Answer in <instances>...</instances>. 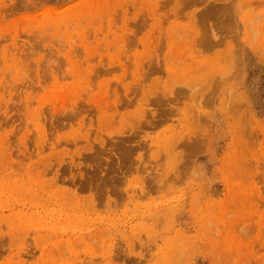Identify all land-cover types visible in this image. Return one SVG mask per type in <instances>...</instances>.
<instances>
[{
    "label": "rangeland",
    "instance_id": "374dc122",
    "mask_svg": "<svg viewBox=\"0 0 264 264\" xmlns=\"http://www.w3.org/2000/svg\"><path fill=\"white\" fill-rule=\"evenodd\" d=\"M72 1L0 0V115L11 117L0 130L22 135L28 155L25 114L77 111L89 133L78 143L91 150L65 176L98 197L54 209L57 238L2 222L0 264L20 254L25 264H264V0H125L75 14ZM78 30L92 55L69 62L57 48ZM16 35L28 69L15 73ZM164 141L183 152L177 164ZM41 236L58 249L41 251Z\"/></svg>",
    "mask_w": 264,
    "mask_h": 264
},
{
    "label": "bare ground",
    "instance_id": "6f19581e",
    "mask_svg": "<svg viewBox=\"0 0 264 264\" xmlns=\"http://www.w3.org/2000/svg\"><path fill=\"white\" fill-rule=\"evenodd\" d=\"M72 1V0H71ZM125 0H74L69 5L71 8H75V13H78V9L84 4H108L110 8L116 6ZM88 4V6H89ZM55 8V7H51ZM47 10V9H45ZM58 10V9H56ZM64 19V17H61ZM17 35L12 36L11 45L17 47L18 43L16 41ZM42 44H46L45 41H41ZM20 49L19 53L11 54L9 57L10 61L7 67L11 68L13 72L25 69L27 71L28 62H25L24 52ZM78 45V46H76ZM60 49H64L65 58L67 61L71 62L76 59L77 56L80 57V52L83 51L87 59L91 54L93 47L88 41V37L84 34L82 30L76 31L69 40L64 44L58 45ZM5 58V57H4ZM11 62V63H10ZM46 66V65H45ZM49 76L53 78L52 83L54 84L58 79V65L48 63L47 64ZM89 68L86 72L89 73ZM69 72L76 75L80 72L83 73L79 68L72 66ZM53 74V75H52ZM61 74V73H60ZM4 100L3 97H1ZM27 99V95L25 97ZM59 99V98H58ZM6 104V99L4 100ZM59 102V100H57ZM26 104V102H25ZM58 114V110L54 109L53 114L49 117L43 114L34 115L32 113L25 114L26 117H32V123L35 124V135H33V141L35 143V149L27 155L23 152L21 148L23 136H18L17 133L12 130L7 131L2 128L0 130V211L4 212L8 210L7 214L1 217L0 215V227L5 226L8 232H22L27 230H32L33 232H41V235L47 232L50 236L57 238L59 231L63 228L56 229L50 224V220L54 214V209L58 212L74 209V207L69 206V203H74L78 211H83L86 208H80L82 202L85 200L92 201L93 197L97 198V195H90V197L81 195L76 187L70 188L69 184L72 183L71 180L66 175L73 168V161L76 157L84 158L87 151L91 150L88 148L83 154V144L80 145L78 140L85 141L88 139L87 135L88 129H84V118L79 115L77 111H64L61 115ZM10 115L4 113L3 117L0 115V128L2 122L10 120ZM77 125V128L74 126ZM67 128V131L64 130ZM10 132V133H9ZM28 131L24 132L26 134ZM20 143L17 145V143ZM197 142V141H196ZM196 142H191L194 147H198ZM165 145H162L165 152H168L174 159L168 158L167 164L170 162L177 164L179 157L183 155V152L176 154L175 147L176 144L171 146L167 141H164ZM190 142L184 143L183 146L186 148ZM190 143V144H191ZM82 146L80 148V146ZM193 147V148H194ZM173 148V150H172ZM46 152L44 156H40L41 153ZM92 152V151H90ZM12 153L18 158H14ZM34 156V157H33ZM96 158V157H95ZM125 162L120 164H130V160L127 159ZM145 164V163H142ZM169 166H172L169 165ZM146 172L145 169H143ZM140 176V175H139ZM138 176V179H139ZM147 179L150 177L145 175ZM167 177L166 173L164 174ZM68 178V179H67ZM143 189V184L141 185ZM143 194V192L141 193ZM2 195L5 196V204L2 202ZM9 201V202H8ZM53 203V207H49L47 203ZM57 206L58 208H56ZM82 220L86 221L87 217L82 214H77ZM60 216V214H59ZM4 219V220H2ZM72 221L71 219H68ZM41 251H48L51 253L53 250L58 249L57 242H51L48 238L41 236V243H37ZM71 252V250H69ZM49 253H46L48 255ZM18 260L15 264H25L23 261V255L17 256ZM71 256L67 257L68 262L62 258L49 257L42 264H75L70 262Z\"/></svg>",
    "mask_w": 264,
    "mask_h": 264
}]
</instances>
